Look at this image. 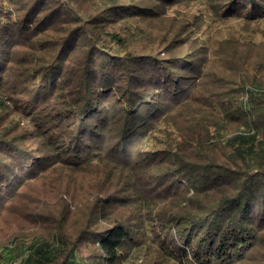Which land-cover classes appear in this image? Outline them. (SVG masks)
Returning a JSON list of instances; mask_svg holds the SVG:
<instances>
[{
    "label": "trees",
    "instance_id": "1",
    "mask_svg": "<svg viewBox=\"0 0 264 264\" xmlns=\"http://www.w3.org/2000/svg\"><path fill=\"white\" fill-rule=\"evenodd\" d=\"M73 1L0 0V93L36 121L29 136L14 134L16 124H0V214L26 179L56 165L83 170L104 164L105 172L124 179L136 194L172 181L183 188L170 202L159 197L165 206L131 209L132 219L110 210L128 206L127 195L117 204L107 199L99 211L106 225L92 235L96 258L84 257L77 242L56 235L32 239L23 264H122L148 228L174 237L164 247L182 264H264V88L249 89L244 105L231 104L227 118L248 128L227 139L228 157L195 160L176 144H168L171 150L150 147L156 139L151 134L170 122L169 110L196 108L198 61L189 54L132 52L127 38L106 26L153 17L180 0H109L110 6L95 14L75 12ZM224 13L264 19V0H227ZM196 111L187 121L198 127L194 138L204 148V123L218 113L203 118ZM217 123L210 124L220 133ZM29 140L36 145L26 146ZM147 168L154 173L152 187L144 182Z\"/></svg>",
    "mask_w": 264,
    "mask_h": 264
},
{
    "label": "rangeland",
    "instance_id": "2",
    "mask_svg": "<svg viewBox=\"0 0 264 264\" xmlns=\"http://www.w3.org/2000/svg\"><path fill=\"white\" fill-rule=\"evenodd\" d=\"M226 3L227 0H180L157 10L158 13L150 18L122 19L107 24L106 28L118 29L127 38L132 52L155 53L164 58L189 54L198 61L200 73L194 75L195 87L192 90L196 108H182L179 112L169 110L170 122L163 123L151 134L156 139L150 140V147L160 150L165 149V145L171 144L173 148L176 144L179 151L189 154L190 159L211 157L222 160L231 152L227 139L248 128L243 123L231 122L227 115H230L231 104L239 100L243 105L246 103L249 89L264 88V19L249 21L245 17L226 15ZM108 6L109 0H77L71 4L75 12L82 8L90 14L101 12ZM71 12L69 10L75 18ZM22 39L24 37L18 41L21 45ZM207 105L212 107L207 109ZM194 110H199L196 114L202 117H208L212 111L218 113L208 120L213 124L218 119L217 124L223 128L219 131L221 134L215 133L212 124L201 121V125H208L202 128L204 148L199 147L194 138L198 127L187 121L191 113L195 115ZM220 112H224L226 118ZM29 114L30 111L24 115L19 113L13 100L0 93L1 126L16 124L14 134L29 136L28 132H34L32 130L36 127V121ZM164 128H168L166 133ZM182 132L188 134L187 139L179 135ZM24 144L29 147L36 145L30 140ZM150 160L153 163L150 157L145 160L147 167H151ZM103 168L104 164H93L83 170L56 165L26 179L0 214V264H23L32 239L52 240L56 235L77 242L84 257L96 258L99 253L92 235L106 225L99 211L103 205L107 206V199L117 204L127 195L128 206H110V210L132 219L131 209L138 205L145 208L148 204L155 208L158 204L165 206L158 198L168 197L170 202L172 196L180 192L179 188H183L179 182L172 181L169 187L161 190L149 187L136 194L128 189V182L124 179L119 181ZM107 174L111 175L107 177ZM153 174L152 168H147L144 182H150L151 187ZM129 182L141 187L138 179L129 178ZM145 232L137 237L138 244L127 253L122 264H182L164 247L167 239L174 237L158 235L159 229L148 228ZM169 244H172L171 240Z\"/></svg>",
    "mask_w": 264,
    "mask_h": 264
}]
</instances>
